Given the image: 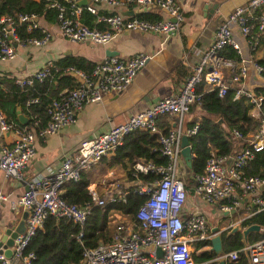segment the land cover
<instances>
[{"label":"built area","instance_id":"2783aa9c","mask_svg":"<svg viewBox=\"0 0 264 264\" xmlns=\"http://www.w3.org/2000/svg\"><path fill=\"white\" fill-rule=\"evenodd\" d=\"M45 1L49 8L57 11L56 28L60 38L70 43L92 46L106 47L124 32L166 37L178 32L184 19L174 0H90L82 7L77 6L82 0ZM99 6L114 12L99 15ZM152 8L158 9L166 17L159 21L137 18V15ZM126 11H136V14L127 16L123 13ZM84 13L93 15L96 18L95 25H103L104 30L86 26L82 22ZM23 25L27 26L28 31L38 30L40 37L22 39L18 28ZM232 26L237 27L248 47L255 52L264 41V0H248L228 15L218 26L211 46L201 55L200 63L184 78L177 94L157 100L150 108L130 116L124 123L81 143L75 153L63 157L55 172L38 174L28 179L26 168L35 156V140L44 141L61 129L74 125L78 112L87 104L100 102L103 95L126 91L153 58V54L138 53L128 59L105 58L93 66L90 74L74 67L55 69V62H49L28 78L12 80L19 88H33L35 83L48 79L51 70L55 69V74L71 77L77 86L71 92L63 91L60 99L48 106L49 121L37 131L8 122L0 109V171L4 178L23 183L26 187L16 199H10L0 190V203L9 204L13 212L23 210L28 213L24 232L10 248L11 258L0 254V264H12L14 259H17V264H31L35 256L28 253L27 248L48 217L71 221L79 227L77 238L82 240L84 227L94 207L125 203L128 193L121 192L114 185L112 188L104 185V194L99 197L89 187L92 203L84 206L68 204L62 196V188L69 183L79 182L82 172L115 153L131 133L148 131L158 134L157 122L163 117L176 120L174 129L168 135L159 137V153L167 158V165L158 166L145 161H136L134 164L135 178L137 174L158 177L153 184L139 183L133 190V194L146 197L136 213L138 224H119L109 242H99L92 248L84 247L79 264H195L192 258L194 245L211 241L215 236L203 213L196 212L184 219L181 217L186 202L184 183L178 177L181 138L194 136L197 132V126L184 131L182 123L192 106H200L197 86L204 82L217 90L219 98H224L228 90L234 91V100L246 97L256 106L251 114L255 118L263 102L262 97H254L247 92L242 82L248 76V65H251L255 75L264 83V66L252 59L242 60L238 65L219 56V52L225 48H232L242 56L241 48L234 40ZM254 28L257 32L253 38ZM54 37L55 34L41 25L33 15H18L16 19L0 15V62L14 60L19 50L45 48ZM223 69L233 74L232 84L237 85L235 88L230 89L221 75ZM37 102L34 100L30 103ZM34 126H38L37 121ZM233 134L241 138L238 132L234 131ZM6 135L13 138L9 144L3 142ZM263 149L264 120L246 148L230 157L212 154L203 173L194 176L193 199L214 206L223 217H233L226 226L218 227V234L228 233L235 226L243 231L247 228L243 225L246 220L264 212V178L244 173V168L254 155ZM230 158L232 161L227 167ZM112 222L115 223V220ZM157 249L161 251L160 257H157ZM241 254L249 264H264V238L252 244L246 243L237 251L215 256L210 263H235Z\"/></svg>","mask_w":264,"mask_h":264},{"label":"trees","instance_id":"16d2710c","mask_svg":"<svg viewBox=\"0 0 264 264\" xmlns=\"http://www.w3.org/2000/svg\"><path fill=\"white\" fill-rule=\"evenodd\" d=\"M156 10L151 9L141 13L137 15V18L146 21H159L161 16L155 12ZM0 15H7L14 19L18 15H33L42 20L46 26H53L56 25L57 11L49 8L45 0H0ZM95 19L89 13L82 15V22L86 26L104 30L103 25H95ZM256 32L254 28L252 30L253 38ZM18 34L22 39L40 37L38 30L28 31L26 25L18 28ZM254 53L250 49V58L256 61L257 64L264 66L263 59H255ZM219 56L232 60L238 65L243 60V57L239 56L232 48L223 49L219 52ZM93 66L94 64L87 60L75 57H64L54 63L55 69L74 67L86 74H90ZM55 69L51 70V76L48 79L42 83H35L33 88H19L10 79L0 80V109L8 122L21 127L17 121V110L20 109L21 113L28 119L26 128H33L37 131L46 126L49 121L48 106L53 101L59 100V96L63 91L71 92L77 86L71 77L55 74ZM260 84L263 85L247 91L254 97L263 98L257 118L251 116L252 112L256 110V106L251 104L246 97L234 100L233 90H228L224 98H219L217 90L207 86L204 82L197 86L196 94L200 98V106H192L182 123L184 131L197 126L196 134L188 137L192 159L191 167L188 169L189 176L183 181L186 200L189 194H193L194 176L203 173L206 162L212 154L220 157L233 156L235 152L246 148L247 145L244 140L261 128L264 120V83ZM34 100H38V102L35 104L30 103ZM36 121L38 122L37 127L34 126ZM157 128L158 134H152L148 131L131 133L109 160V168L119 169L124 175L123 181L131 182L135 180L140 184L150 185L158 179L152 174H137V178H135L134 164L136 159L158 166L167 165V158L159 153V137L168 135L174 127L170 122L160 126L157 122ZM234 131L241 135L240 140L233 136ZM105 159L103 158L101 161H105ZM244 173L247 176L264 178V149L254 155L253 160L244 168ZM91 179L92 175L86 170L81 173L79 182L64 186L62 196L65 201L76 206L91 204L92 197L88 190ZM131 189L130 192H127L128 196L125 203L105 204L92 209L84 227L82 240L77 238L80 232L79 227L71 221L48 217L42 229L37 231L27 248V252L33 253L35 256L31 264H79L84 247L92 248L97 246L99 242H109L119 224L137 225L136 213L143 205L146 197L133 194ZM113 220H115V223L112 222ZM243 225L247 228L257 225L264 230V212H260L246 220ZM220 238L223 253H228L239 250L246 243L252 244L263 239L264 233H251L246 242L241 232L230 236H227V232H225L220 235ZM193 249L192 258L195 264H212L210 261L216 255L210 249V241L206 243L198 242ZM202 249L203 251L198 256L195 255V252ZM226 264L249 263L246 257L241 254L237 262Z\"/></svg>","mask_w":264,"mask_h":264},{"label":"crops","instance_id":"0c3cea01","mask_svg":"<svg viewBox=\"0 0 264 264\" xmlns=\"http://www.w3.org/2000/svg\"><path fill=\"white\" fill-rule=\"evenodd\" d=\"M174 2L182 12L184 19L179 31L172 35L164 37L151 33L124 32L117 35L108 46L100 47L70 43L58 36L56 25L46 26L42 20L38 19L41 25L55 34L48 46L19 50L14 60L0 62V80H13L28 78L47 63L64 57L83 58L95 65L109 58L105 55L108 51L117 54L113 57L123 59H128L138 53L153 54V58L148 61L126 91L103 95L100 102L87 104L78 112L74 125L61 129L44 141L36 139L35 156L26 168L27 179L38 174L55 172L60 167L63 157L75 153L81 143L92 140L110 128L124 123L130 116L150 108L157 100L177 94L184 78L200 63L201 55L211 46L218 26L236 7L245 5L248 0H174ZM97 10L100 15L114 12L103 6L97 7ZM155 12L161 16V19L166 17L158 9ZM132 14H136V11ZM232 33L235 42L241 48L243 60L248 61L251 59V54L245 38L236 26H232ZM254 58L264 61V41L255 51ZM221 75L230 89L237 86L232 84L233 74L229 70H221ZM260 83H262L261 79L255 75L251 65H248V76L242 82L243 88L250 91L263 85ZM167 122L174 127L176 120L175 118H161L158 124L160 126ZM251 138L252 135H249L244 140L246 145ZM12 140V136L6 135L3 142L9 144ZM113 155L114 153L105 157V161L87 170L92 175L90 190L98 197L104 194V185L106 188H112L113 185L118 186L123 193H127L131 188L134 190L139 185L135 180L123 181L124 175L119 169L109 168V160ZM136 161L144 160L136 159ZM188 176V168L181 156L178 164V177L185 181ZM0 190L10 199H16L25 190V185L4 178L0 171ZM196 212L203 213L206 218L215 222L216 225L210 224L212 227L208 224L211 229L221 228L219 223L224 219H233V217H223L218 214L217 208L206 205L201 200H195L189 194L181 217L182 219L188 218ZM24 215L23 210H18L16 213L10 209L9 204L0 203V230L16 227L22 222Z\"/></svg>","mask_w":264,"mask_h":264},{"label":"water","instance_id":"95a60500","mask_svg":"<svg viewBox=\"0 0 264 264\" xmlns=\"http://www.w3.org/2000/svg\"><path fill=\"white\" fill-rule=\"evenodd\" d=\"M89 2L90 0H82L78 2L77 6L82 7V6L87 5ZM132 13H133L132 11L124 12V15L129 16V15H132ZM105 55L110 58V57L116 56L117 54L114 52L108 51L106 52ZM17 121L23 127L27 126L28 124V119L21 113L20 109L17 110ZM181 148H182L181 156L186 164V167L190 169L192 154H191V149L188 143V138L186 136H182L181 138ZM231 161L232 159L230 158L227 162V167H229ZM25 190H26V187H25ZM27 216H28V213L25 212L22 222H20V224H18L16 227L3 228L0 230V254H4L7 258H11L10 248L13 246L16 238L24 232L25 220ZM218 232H219L218 228L212 229V233L215 234V236L210 241L211 251H213L216 256H220L223 253L222 245H221V238H220L221 234H218ZM240 232L243 236L244 241L246 242L248 236L251 233H261V232L264 233V230H262L257 225H252L246 228L245 230L240 231V227L235 226L230 232L227 233V236L234 235ZM160 256H161V251L157 249V257H160ZM12 264H17V259H14ZM220 264H225V263L220 262Z\"/></svg>","mask_w":264,"mask_h":264},{"label":"rangeland","instance_id":"374dc122","mask_svg":"<svg viewBox=\"0 0 264 264\" xmlns=\"http://www.w3.org/2000/svg\"><path fill=\"white\" fill-rule=\"evenodd\" d=\"M179 162H180V160H179ZM213 208V207H212ZM230 218H227V219H224V220H222L220 223H219V226H224V225H226L227 224V221L229 220ZM207 221H208V224L210 225V224H213V225H216L215 224V222L213 221V220H209L208 218H207ZM217 223H218V221H217ZM211 227H212V225H210ZM203 251V249L202 250H199L198 252H195V255H199L200 254V252H202ZM193 253H194V249H193Z\"/></svg>","mask_w":264,"mask_h":264}]
</instances>
